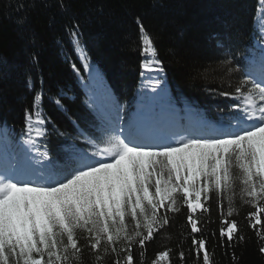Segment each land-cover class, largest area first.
<instances>
[{
	"label": "snow or ice",
	"instance_id": "1",
	"mask_svg": "<svg viewBox=\"0 0 264 264\" xmlns=\"http://www.w3.org/2000/svg\"><path fill=\"white\" fill-rule=\"evenodd\" d=\"M257 2L261 19L251 43L217 36L212 63L189 73L202 104L169 92L156 38L143 17H134L145 57L141 76L153 83L128 115L107 87L89 92L84 111L75 113L65 103L68 91L33 75L41 42L30 12L38 8L49 28L64 19L71 51L95 72L71 0H0V15L16 25L18 68L31 94L18 133L0 118V264H85V253L89 264H147L149 245L171 240L178 221L175 249L156 252L150 264H217V248L239 264L236 249L250 239L247 230L264 257V0ZM55 43L79 79L63 36Z\"/></svg>",
	"mask_w": 264,
	"mask_h": 264
},
{
	"label": "trees",
	"instance_id": "2",
	"mask_svg": "<svg viewBox=\"0 0 264 264\" xmlns=\"http://www.w3.org/2000/svg\"><path fill=\"white\" fill-rule=\"evenodd\" d=\"M8 2L15 4L17 0H5ZM71 6L82 25V39L95 72L85 69L71 51L62 29L64 19L58 17V23L49 28L48 16L42 9L31 11L30 16L31 26L39 34L41 42V63L33 75L42 74L49 87L58 85L68 91L72 99L65 103L75 113L84 111L82 100L89 92L102 93L105 87L128 106V115L137 110L138 94H152L153 82L141 76L145 57L141 54L134 17H143L145 27L156 38L155 46L167 65L169 92L201 104L204 96L197 87L199 82L190 84L189 73L197 69L204 71L212 63L209 57L215 51L217 36L227 35L231 38L230 43L241 46L251 43L249 37L255 23L261 19L257 0H71ZM98 6H102V13L96 11ZM0 9H3V4H0ZM61 36L70 59L80 70L79 79L55 43V38ZM20 48L16 25L0 15V59L7 61V67L0 68V118H6L17 133L23 127L22 108L31 104V94L26 90L18 68L22 55ZM170 50L175 55L170 54ZM45 107L48 115L63 126L64 122L53 106L45 102ZM57 144L53 138L50 147L55 148ZM245 211L242 209L239 217L242 227ZM213 219L218 220L215 212ZM212 227L218 228L219 223ZM169 231L171 240L161 239L149 245L147 264L156 252L166 247L175 249L181 232L180 222ZM246 235L250 237L247 244L236 249L238 256L242 253L239 264H264V257L256 250L252 232L247 230ZM189 244V241H184L185 250ZM221 251L216 249L217 264H231L229 257H221ZM172 259L175 262V255ZM89 261L85 253V264Z\"/></svg>",
	"mask_w": 264,
	"mask_h": 264
}]
</instances>
